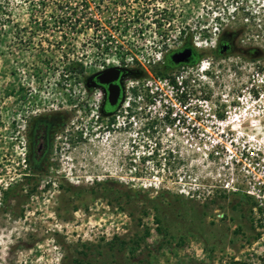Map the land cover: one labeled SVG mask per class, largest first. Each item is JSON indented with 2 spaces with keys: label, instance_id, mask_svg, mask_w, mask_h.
<instances>
[{
  "label": "rangeland",
  "instance_id": "374dc122",
  "mask_svg": "<svg viewBox=\"0 0 264 264\" xmlns=\"http://www.w3.org/2000/svg\"><path fill=\"white\" fill-rule=\"evenodd\" d=\"M239 27L255 55L222 79L211 49L221 29ZM183 39L198 61L157 75L162 55ZM115 63L145 78L187 71L189 114L223 119L240 89L255 99L264 93V0H0V264H264V97L247 110L258 124L248 129L238 119L254 137L227 141L260 165L257 179L241 161L223 163L221 142L165 133L176 111L169 100L135 110L140 123L125 127L122 165L110 172L122 186H59L29 170L28 118L59 108L74 123L82 115L95 121L96 131L101 93L86 90L83 78ZM235 123L224 124L228 133ZM251 185L258 196L246 192Z\"/></svg>",
  "mask_w": 264,
  "mask_h": 264
},
{
  "label": "flooded vegetation",
  "instance_id": "af4514ba",
  "mask_svg": "<svg viewBox=\"0 0 264 264\" xmlns=\"http://www.w3.org/2000/svg\"><path fill=\"white\" fill-rule=\"evenodd\" d=\"M241 32L240 27L232 30L221 29L215 39L210 57L221 67L222 71H219V74L222 79L227 75L226 72L230 71V67L234 68L232 75H235L243 67L242 62L252 59L255 55L256 47L241 44ZM184 48L189 50L184 60L177 63L171 62L170 54ZM229 55H233L231 63L225 60ZM199 57L200 53L197 49L188 40L183 39L180 45L162 55L157 69L165 72L176 67L193 65ZM117 66L129 69L131 73L121 78L116 103L113 106H109L103 98L105 86L85 88L86 90L98 88L101 93L97 110L105 119L102 120L101 117L98 120L96 131L92 126L96 123L95 121L88 119V122L82 115L77 117L74 123L68 120L69 113L59 108L46 109L28 118L24 126L25 157L28 168L34 175L48 178L55 176L59 186L63 184L71 186L74 182L76 185L86 183L90 187L95 184L108 185L114 182L122 186L120 176H116L119 181H115L110 172L112 168L117 169L122 165L120 155L124 148V138L121 136L125 128L115 126L109 115L118 106L119 98L122 97L125 78L133 72L140 74L141 70H133L123 65ZM93 80L95 81L94 78L89 80V83H93ZM108 112L109 115H103ZM48 182L51 181L49 179L45 181L47 187Z\"/></svg>",
  "mask_w": 264,
  "mask_h": 264
},
{
  "label": "built area",
  "instance_id": "2783aa9c",
  "mask_svg": "<svg viewBox=\"0 0 264 264\" xmlns=\"http://www.w3.org/2000/svg\"><path fill=\"white\" fill-rule=\"evenodd\" d=\"M159 57L156 55L155 60H158ZM121 65L119 63H115L108 66H117ZM123 65V64H122ZM108 66H101L97 70H101L103 68H106ZM126 66V65H123ZM127 67V66H126ZM204 63L200 62L198 66L199 71L205 70ZM187 71H181L178 75H175L174 77H136L134 78V83L131 81H126L127 77L124 80L123 83V94L122 98L118 103V106L113 110V112L109 115L114 121V125L117 127H128L130 124L131 127L137 126V123H140V118L135 114V110L143 109L144 106L147 108V110L154 109L155 107H159L161 105V101L167 102L169 100V104L173 105L175 107L176 111H171V117L172 120L171 125H166L164 128V132L167 133L171 137H181L182 142L186 143L188 139H209L210 138V144L212 147L216 148L217 143L221 142L223 151L222 155L223 163L227 164L233 161L238 162L241 161V166L246 167L244 169L246 174H249L254 179H257L259 177V173H263V170L259 169L260 165L258 163L252 164L249 160H247L246 156L243 155L242 150L240 149L238 153L236 154L233 149L231 148V143L227 142L229 139H235L237 140L239 136L246 135L247 138L254 137L253 133L245 132L240 130V126L238 124L239 120H244L246 122L247 128L254 127L256 124L259 123L258 119L252 118V113L250 111H247L249 108L252 107L253 103L259 101L261 98H263V94L261 92H257V97L255 99L254 92L249 93L245 90V88L240 89L241 93L240 96H236L237 104L234 106H230L229 104L226 105V109L223 113V119L222 118H216L215 115H212L211 118H208L204 122L202 120H195L189 113L190 109H192L189 106L190 100H194L190 97V92L185 89L187 87ZM206 75L201 72L198 75V79L203 80L205 79ZM193 81L192 79H190ZM262 82H264V78H260ZM127 82V83H126ZM139 82V83H138ZM135 89L136 93L132 96L126 95L127 89ZM167 94L166 99H161L160 93ZM174 96V98H173ZM181 98V99H179ZM140 100V103H136L135 100ZM251 99V100H250ZM197 101H200L199 103L203 102L205 103L206 100L202 98H196ZM264 104V103H263ZM237 110V113H234V111ZM165 111L162 112V114ZM181 114V115H179ZM237 116L241 117L237 119ZM236 121L234 127H230L229 129L233 131V133H228L224 127V124ZM204 123V124H203ZM220 126V127H217ZM214 131H210L209 129ZM179 131V133L177 132ZM251 131V130H250ZM131 138H134L137 136V131L133 130V132L130 134ZM222 141H226V143H223ZM221 152V151H220ZM218 150L214 151L213 154H217ZM243 157V161L241 159ZM232 160V161H231ZM248 165H251L248 166ZM253 170L258 171L257 173ZM180 180V178H179ZM260 182V181H259ZM183 190V189H182ZM185 194L188 193V191H183ZM249 194H254L255 196H258L256 192L258 190L254 189V186L251 185L250 189L246 191Z\"/></svg>",
  "mask_w": 264,
  "mask_h": 264
},
{
  "label": "water",
  "instance_id": "95a60500",
  "mask_svg": "<svg viewBox=\"0 0 264 264\" xmlns=\"http://www.w3.org/2000/svg\"><path fill=\"white\" fill-rule=\"evenodd\" d=\"M188 53L189 50L187 48H184L180 51L173 52L172 54H170L169 58L171 62L177 63L184 60L185 56ZM130 73L131 70L124 67L108 66L106 68L88 74L84 79V86L86 89L98 87L101 85L105 86V89H103V98L104 100H106L109 106H113L116 103V96L120 86L121 78ZM131 75L137 76L138 74L133 72ZM92 78H94L95 81L93 80V83H89V80H91ZM121 98H119V100H121ZM109 114L110 113L108 112L104 113L103 115L107 116Z\"/></svg>",
  "mask_w": 264,
  "mask_h": 264
},
{
  "label": "trees",
  "instance_id": "16d2710c",
  "mask_svg": "<svg viewBox=\"0 0 264 264\" xmlns=\"http://www.w3.org/2000/svg\"><path fill=\"white\" fill-rule=\"evenodd\" d=\"M155 73L157 74V75H159V74H163L164 72H162V71H160V70H155Z\"/></svg>",
  "mask_w": 264,
  "mask_h": 264
},
{
  "label": "bare ground",
  "instance_id": "6f19581e",
  "mask_svg": "<svg viewBox=\"0 0 264 264\" xmlns=\"http://www.w3.org/2000/svg\"><path fill=\"white\" fill-rule=\"evenodd\" d=\"M239 118V116H237V119Z\"/></svg>",
  "mask_w": 264,
  "mask_h": 264
}]
</instances>
